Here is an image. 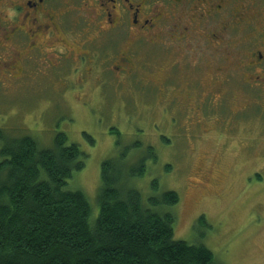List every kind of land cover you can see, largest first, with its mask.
I'll use <instances>...</instances> for the list:
<instances>
[{
  "label": "rangeland",
  "instance_id": "1",
  "mask_svg": "<svg viewBox=\"0 0 264 264\" xmlns=\"http://www.w3.org/2000/svg\"><path fill=\"white\" fill-rule=\"evenodd\" d=\"M211 56L201 73L205 90L216 81L218 63ZM74 65L63 60L53 69L0 74V147L24 134L48 147L62 131L86 155L84 166L73 171L65 187L86 194L91 219L99 211L101 162L112 158L122 165L119 183L138 189L146 205L150 196L177 192L174 204L148 205L174 213L175 238L205 244L223 264H264V97L241 89L243 74L234 71L236 77L223 87L235 97L230 103L217 107V95L207 97L208 113L203 105L200 110L207 116L200 123L191 122L193 132L196 126L199 131L188 137L175 132L165 117L156 119L158 111L163 113L162 105L152 98L144 102L135 87L83 88L78 74L69 70ZM221 66L229 68L226 60ZM163 67H168V60ZM195 103L191 100L190 108ZM190 115L192 121L200 116L192 108ZM141 160L143 173L128 174Z\"/></svg>",
  "mask_w": 264,
  "mask_h": 264
},
{
  "label": "flooded vegetation",
  "instance_id": "2",
  "mask_svg": "<svg viewBox=\"0 0 264 264\" xmlns=\"http://www.w3.org/2000/svg\"><path fill=\"white\" fill-rule=\"evenodd\" d=\"M210 56L218 63L211 91L201 74ZM63 60L75 63L88 91L107 84L150 90L145 101L162 105L156 119L197 136L191 122L207 116L200 111L207 97L217 95V107L235 98L223 88L234 71L243 74L247 95L264 97V0H0L1 75ZM191 100L200 115L194 121Z\"/></svg>",
  "mask_w": 264,
  "mask_h": 264
},
{
  "label": "trees",
  "instance_id": "3",
  "mask_svg": "<svg viewBox=\"0 0 264 264\" xmlns=\"http://www.w3.org/2000/svg\"><path fill=\"white\" fill-rule=\"evenodd\" d=\"M150 92L139 90L144 101ZM0 154V264H223L205 244L174 237L173 212L148 206L174 204L177 192L150 196L146 205L138 189L119 183L122 165L112 158L101 162L91 219L86 194L65 187L86 155L62 131L48 147L29 134L8 139ZM144 165L128 174L141 175Z\"/></svg>",
  "mask_w": 264,
  "mask_h": 264
}]
</instances>
